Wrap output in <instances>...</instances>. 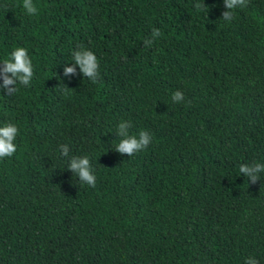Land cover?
Here are the masks:
<instances>
[{
	"label": "trees",
	"instance_id": "1",
	"mask_svg": "<svg viewBox=\"0 0 264 264\" xmlns=\"http://www.w3.org/2000/svg\"><path fill=\"white\" fill-rule=\"evenodd\" d=\"M202 2L33 0L28 15L0 0V63L24 47L34 71L0 90V127L18 128L0 159V264H264V172H239L264 164V0L230 22L224 0ZM81 47L96 83L63 74ZM121 121L151 136L131 157L115 151Z\"/></svg>",
	"mask_w": 264,
	"mask_h": 264
},
{
	"label": "clouds",
	"instance_id": "2",
	"mask_svg": "<svg viewBox=\"0 0 264 264\" xmlns=\"http://www.w3.org/2000/svg\"><path fill=\"white\" fill-rule=\"evenodd\" d=\"M226 11H223L221 18L224 21L230 22L233 19V10L236 8H243L247 6V0H224ZM22 8L28 15H34L38 9L33 3V0H23ZM195 8L209 9L204 0L202 3L195 4ZM161 36V32L157 28H153L151 39H145V46H151L154 39ZM74 61L73 66L65 67L63 74L65 76L76 73V66L79 67L80 73L84 78L89 79L92 83H96L99 76V64L96 55L83 47L72 53ZM34 71L32 60L28 54V50L24 47L15 48L10 56L0 63V90H4L7 95L11 96L18 91L17 84L22 86H30L33 79ZM174 103H182L185 98L181 91L177 90L171 97ZM190 104V101L188 102ZM131 122L121 121L117 127L116 135L120 137L118 144L115 146V151L121 155L128 157L134 156L138 151L146 148L151 142V136L146 131H140L138 136L131 135L129 129ZM18 135V128L13 123H7L0 127V159L5 157H12L17 151L15 144L16 136ZM61 153L67 157L69 155V148L67 145L60 146ZM68 170L75 174L79 181L91 187H95L96 177L93 174L90 159L88 156H72L68 163ZM240 175L247 177L248 180L255 184L260 179L259 174L264 172V164H241L239 168ZM245 264H258L254 258H247Z\"/></svg>",
	"mask_w": 264,
	"mask_h": 264
}]
</instances>
